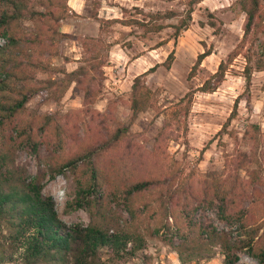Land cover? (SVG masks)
<instances>
[{"label": "trees", "instance_id": "trees-1", "mask_svg": "<svg viewBox=\"0 0 264 264\" xmlns=\"http://www.w3.org/2000/svg\"><path fill=\"white\" fill-rule=\"evenodd\" d=\"M202 1L186 0L181 12L143 13L138 8L141 18L126 19L99 17L101 0H90L89 17L98 22L99 34L80 38L82 64L67 71L52 58L62 57L61 42L73 37L61 29V22L75 15L68 0H0V264L17 258L20 264H117L144 248L146 237H159L181 263L219 253L221 264H236L237 253L244 251L264 264V132L258 123H249L243 135L250 143L247 150L237 151L221 170L201 174L167 151L171 141L186 139L193 91L170 110L149 153L141 147L139 133L121 122L112 127L110 111L92 107L113 45L102 33L114 23L138 28L143 35L171 26L163 43L176 42ZM234 4L244 14L242 36L197 90L214 91L235 56L242 54L247 100L252 73L264 70V0ZM172 18L174 23H162ZM210 53L208 48L197 54L189 78ZM174 58L171 50L161 64L168 69ZM143 77L135 76L131 84V120L158 102ZM72 84L82 92L80 109L60 114L28 107L37 96L58 102ZM241 96L220 131L237 114ZM21 149L38 159L34 175L17 162ZM59 173L71 176L69 207L86 211V224L67 227L53 198L43 194V179ZM207 210L214 220L207 218ZM103 249L108 250L106 259Z\"/></svg>", "mask_w": 264, "mask_h": 264}, {"label": "rangeland", "instance_id": "rangeland-1", "mask_svg": "<svg viewBox=\"0 0 264 264\" xmlns=\"http://www.w3.org/2000/svg\"><path fill=\"white\" fill-rule=\"evenodd\" d=\"M106 1L117 6L110 11V16L116 15L126 19L142 17L137 7L129 6L130 4L122 5L118 1ZM185 1L142 0L140 3L143 5L141 8L143 13L167 9L181 12ZM234 1L203 0L195 7L188 28L182 31L176 42L171 39L163 43L172 32L171 26H165L157 33L143 35L142 30L133 26L112 24L102 33L107 41L113 42V45L109 49L108 64L101 68L100 92L94 99L92 107L100 112L110 111L114 120L111 122L112 127L121 122L128 125L131 133H139L140 145L149 153L154 150L155 134L163 121L169 117L170 110L186 92L193 91L187 116L186 139L183 140L184 142L171 141L167 145V151L180 160L187 169L195 167L201 174L209 170H221L228 158L234 156L237 151L249 148V140L243 136L249 123H258L264 132V70L252 73L246 100V85L242 73L245 61L242 54L235 56L224 79L214 91L197 90V87L215 72L219 62L226 59L242 36L244 14L239 12ZM84 5L85 8L81 13L71 14L61 22V29L67 27L73 37L61 42L60 50L63 56L53 57L52 62L63 66L67 71L82 64L83 50L80 38L99 34L98 22L88 17L90 0L84 2ZM104 13H107L106 10ZM210 15L213 17L211 18ZM210 21L215 25L211 26ZM174 22L175 18L162 21L165 25ZM208 48L211 49V53L202 60L195 74L189 78L188 73L197 54ZM171 50L174 51L175 58L170 68L166 69L161 63ZM156 64L153 70L146 72ZM140 74H144L143 79L155 91L158 102L154 108L139 113L131 120L129 92L134 77ZM38 77L43 78L45 74H38ZM240 94L243 96L238 103L237 114L231 119L227 128L220 131L230 115L235 98ZM82 99V92L72 84L58 102L44 101L41 96H37L29 101L28 107L40 112L58 111L60 114H65L80 109ZM40 153L43 151L40 150ZM145 155L147 156L146 153ZM16 159L26 167L28 174L34 175L37 172L38 159L35 154L21 149L17 151ZM71 181L72 178L68 173H59L50 178L46 176L42 188L44 195L53 198L57 215L67 227L86 224L89 220L83 209L69 207L73 198ZM117 208L126 218L127 213L121 207ZM205 215L208 219L214 220V213L210 210H207ZM214 222L223 226L216 220ZM174 241L177 239L174 238ZM20 251L21 249L18 253ZM237 254L236 264H258L244 251ZM101 255L106 259L108 250L103 249ZM222 260L223 256L216 253L212 258L181 263L173 248L159 237H146L144 248L126 260L118 261L117 264H221ZM5 264H20V261L17 258Z\"/></svg>", "mask_w": 264, "mask_h": 264}, {"label": "crops", "instance_id": "crops-1", "mask_svg": "<svg viewBox=\"0 0 264 264\" xmlns=\"http://www.w3.org/2000/svg\"><path fill=\"white\" fill-rule=\"evenodd\" d=\"M112 1L113 2L118 1L119 4H122V5H127V4L129 5L130 4L129 6H134V7H137L139 9H141L143 7L142 3H140V2H142V0H122L121 2L119 0H112ZM84 2H86V0H68L69 6L71 7V9L75 13H81V10H84V8H85ZM116 7L117 6L115 3L111 4V3H108L106 0H101V6L98 9V16L103 17V18H113L116 15L110 16V13H111L110 11L114 10V8H116ZM104 10H106L108 15H106L107 13L106 14L104 13ZM88 17H89V15H88ZM117 18H120V17H117ZM91 19H93V18H91ZM93 20L96 21L95 19H93ZM124 26H127V25H124ZM67 29L68 28L65 27L62 30L65 32H69Z\"/></svg>", "mask_w": 264, "mask_h": 264}]
</instances>
